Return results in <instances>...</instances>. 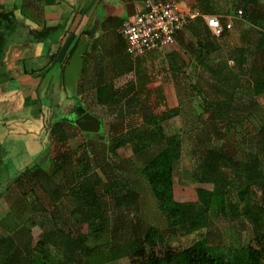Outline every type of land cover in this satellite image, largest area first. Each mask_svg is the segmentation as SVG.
Returning <instances> with one entry per match:
<instances>
[{"label":"trees","instance_id":"trees-1","mask_svg":"<svg viewBox=\"0 0 264 264\" xmlns=\"http://www.w3.org/2000/svg\"><path fill=\"white\" fill-rule=\"evenodd\" d=\"M215 1L197 0L193 6L203 13L217 14ZM235 5L236 13L244 15L251 30L259 34L251 44L220 49L214 40L227 36L228 29L214 36L209 28L203 27L205 22L200 17L188 25L199 43L204 40L207 43L205 54L200 52L196 56L207 76L204 84L194 85L193 89L207 120L202 128L195 129L198 151L192 176L213 187L197 188L198 202L175 199L174 177L180 168L183 139L180 132H169V121L182 115L184 106L160 113L147 106L144 101L150 97L147 85L151 79L143 61L148 53L132 60L123 49V36L115 34L109 51V66H106L109 78L103 75L102 65L101 77L92 82L96 102L108 105L109 115L115 121L111 126L109 152L112 163L121 168L124 160L118 150L127 145L132 148L134 157L140 162V176L164 215L166 226L161 228L145 221L139 190L126 177L112 175L100 180L103 191L112 198L116 211L131 213L132 217L127 229L111 226L110 219L108 225L98 187L92 179L94 167L88 144L79 143L63 153L57 149L54 157L48 160V171L38 163L26 166L11 179L12 185L0 196H7L12 187L28 184L31 189L40 186L54 205L61 206L64 187L73 207L71 214L78 222L88 223V233L77 234L53 222L54 218L61 219L55 207L49 218L52 226L33 247L29 223L33 219L28 212L31 207L35 211L45 208L37 201L28 206L24 190L20 200L11 204L9 213L0 221L4 232L0 236V264H112L130 255H144L149 249L165 243L167 236H191L192 242L184 248H168L160 256L151 254L136 264H264V106L258 100L264 94V0H235ZM16 9L0 7V66L8 46L27 34L25 23L15 14ZM109 21L113 22L114 18L110 17ZM222 21L226 22L223 16ZM57 28L44 26L40 30L31 29L30 33L41 40ZM175 59L171 70H181L185 60L181 59L178 65V57ZM131 71L134 78L122 88L117 87L115 79ZM86 88L90 86L87 84ZM83 91L84 86L78 93L84 94ZM77 110L80 112L78 126L70 124L72 129L55 126L52 137L57 145L75 137L80 129L100 131V124L92 126L93 116L82 105ZM134 116L141 121L125 125ZM100 169L103 174L107 173L103 164ZM234 180L240 190L250 191L249 208L245 212L239 210L238 201L233 198ZM213 219L238 220L239 224L231 223L225 229L230 235L227 243L211 242L209 227ZM246 227L249 228L247 240L244 237ZM45 245L52 246L56 254Z\"/></svg>","mask_w":264,"mask_h":264},{"label":"crops","instance_id":"crops-1","mask_svg":"<svg viewBox=\"0 0 264 264\" xmlns=\"http://www.w3.org/2000/svg\"><path fill=\"white\" fill-rule=\"evenodd\" d=\"M177 1L182 5L193 6L197 0ZM141 5L142 0H0V7L17 8L15 14L25 23L27 32L26 37L15 40L8 46L0 66V159L3 160L4 154L8 151L5 143L9 140L16 145L26 144V147L33 141L30 135L31 121L26 117V111H30L31 116L42 121V134L44 132L48 134L49 140L48 145L37 149L33 153L32 161L20 166L13 177L26 166L35 163L46 165L48 160L54 157L57 149L70 151L68 145L78 137L84 138L81 143L87 142L94 171L97 169L98 174L102 176L100 164L94 166V159L97 158L96 149L100 145L97 142L102 143L107 138L109 143V127L111 128L114 120L109 115L108 105L98 104L95 97V107L104 111L99 113L93 110L94 105L89 107L85 104L83 95L92 93L95 96L92 82L101 77L99 74L102 65L105 69L103 75L109 78V69L106 66H109V51L112 49L115 34H121L122 22L136 14ZM110 17L114 18L113 22L109 21ZM203 21L205 22L203 27L208 30L206 21L204 19ZM44 26L58 28L46 39L41 40L30 33L31 29L40 30ZM185 29L189 31L187 26L176 34L175 44ZM123 40L125 41L124 38ZM81 43H85L87 49L83 54L79 80L75 84H70L65 78V68ZM194 44L192 38L188 45ZM123 49L128 54L126 42ZM141 57L130 56L134 61ZM126 75H131V78L118 85L117 80ZM134 76L132 71L120 75L115 79V84L122 88ZM87 84L90 86L88 90ZM82 85L84 94L78 93ZM79 105L93 116L91 117L93 127L100 124V131H85L79 128L80 131L75 137L57 145L52 137L55 126L61 125L63 128L78 126L76 121L80 118V112L77 110ZM120 134L121 132L116 135ZM105 161L106 159L103 163ZM107 161L109 162V158ZM0 165L4 163L0 162ZM12 178L0 183V187L2 186L0 193L12 185Z\"/></svg>","mask_w":264,"mask_h":264},{"label":"rangeland","instance_id":"rangeland-1","mask_svg":"<svg viewBox=\"0 0 264 264\" xmlns=\"http://www.w3.org/2000/svg\"><path fill=\"white\" fill-rule=\"evenodd\" d=\"M215 3L218 11L217 14L225 17L232 23V29L227 36L215 38L214 42L218 48L226 49L237 45L246 46L253 43V41H256L259 34L251 30V24L244 15L236 13L238 8L235 5V0H216ZM192 38L194 39L195 44L191 50L188 44ZM208 38L211 39L210 34H208ZM206 46L207 43L205 40L202 43H199L198 39H196L190 31L185 29L175 45H171L160 50H154L144 56L143 61V64L148 72L147 74L151 79L150 83L147 85V88L150 91V97L144 101L147 106H149V108L156 113H160L161 111L171 107L180 105L184 106L183 114L174 117L169 121V132L176 130L180 132L183 139L180 168L174 177L173 186L174 197L180 202H198L197 188L204 187L211 189L213 187L211 183H200L192 176V169L196 163L198 151L195 129L202 128L204 126V120H207V114L202 113L200 99L193 89L194 85L204 84V78L207 76L204 69L200 67L196 57L199 56L200 52L205 54ZM176 57L179 59L178 65L181 63V59H184L185 63L183 65L181 64L182 67L184 66L181 70L178 68L177 71H173L170 66L173 62L177 61V59H175ZM231 64L233 63L231 62ZM129 78H131V75H126L118 79L117 84L122 85ZM157 88H160V90L158 91ZM83 98L87 106L92 107L94 105L93 110H96L99 113L104 112L101 108L99 109L95 107L94 94H85L83 95ZM258 100L264 106V94L260 95ZM30 113V111H26L25 115L31 121L30 135L33 137V141L30 142L31 144L27 145L28 148L26 147V144H12L10 140L5 143L6 147L8 146V151L4 154V165H0L1 184L5 179L12 178L20 166H23V164L27 161H32L33 153H35L37 149L40 150L42 146L44 147L48 145V134L45 132L42 134V121L31 116ZM103 116L106 117L105 114ZM139 121H141L140 118L134 116L130 120L126 121V125H129L130 123H137ZM122 130L123 128L120 129L119 132ZM110 133L111 128L109 127V143L107 138H105L106 141L102 143L97 142L100 145L97 146L96 149L97 158L94 159V166L97 167L99 164H103V167L107 169V173L102 174L105 179H107L109 175L126 177L133 185L136 186L142 196V215L144 220L150 224L164 228L166 226V219L156 206L146 182L140 176V162L134 157L132 148L127 145L119 149L120 156L124 160L121 161V168L116 167L112 163L113 158L108 150L110 147ZM83 140L84 138L81 139L79 137L72 140L70 145H68V148H70V150L75 148V146ZM61 151L63 153L67 150L64 149ZM107 158H109V162L107 161ZM104 159H106V161L102 163ZM119 161L120 160H117V162ZM42 168L48 171L50 167L46 164ZM102 176L98 174L96 169L92 174V179L98 187L103 208L108 216V225L110 219L111 226L118 225L120 228L123 227L127 229L128 222L132 217V214L128 212L121 213L114 209L112 198L106 195L103 191V187L100 182V180L102 181ZM0 188H2V186ZM62 188L64 191L62 205L57 206L52 203V199L49 197V194H46L40 186H35L34 189H31L28 184L25 186L18 185L17 187H12V189L8 191L7 196L0 197V221L9 213L11 204L18 199L20 200V194L26 190L25 195L27 194V196L25 201L28 206H30L31 202L37 201L40 203L41 208H45V210L35 211L34 208L31 207L28 212V216L33 219L29 222L32 229L33 247L43 236L45 231L50 229L52 226L51 223L53 222H56L61 227L71 230L74 233L87 234L89 231L88 223L78 222L77 219H75V216L71 214L73 207L65 194L64 187ZM232 190L235 202L238 201L239 210L241 212H245L249 208V189L243 188L240 190L237 186V182L234 180ZM55 207L58 209L57 214H59V218L61 219H59V221L54 218L52 222L49 218H52L51 212L55 211ZM231 223L236 225L239 224L236 219L231 221L229 219H213L209 227L211 242L217 244L227 243L230 235L229 231L225 229L227 226H230ZM245 231L244 237L247 240L249 228L246 227ZM3 234L4 232L0 228V236ZM191 242V236H167L165 243L156 245L154 249H149L144 255H130L126 258L119 259L112 264L140 263L146 260L151 254L160 256L168 248H184L189 246ZM45 246H47L46 249L56 254L52 246Z\"/></svg>","mask_w":264,"mask_h":264},{"label":"built area","instance_id":"built-area-1","mask_svg":"<svg viewBox=\"0 0 264 264\" xmlns=\"http://www.w3.org/2000/svg\"><path fill=\"white\" fill-rule=\"evenodd\" d=\"M197 17L206 21L214 36L232 29V23L227 19L224 23L221 15L203 13L177 0H142L139 11L123 21L120 32L128 54L136 58L174 45L176 34Z\"/></svg>","mask_w":264,"mask_h":264},{"label":"water","instance_id":"water-1","mask_svg":"<svg viewBox=\"0 0 264 264\" xmlns=\"http://www.w3.org/2000/svg\"><path fill=\"white\" fill-rule=\"evenodd\" d=\"M83 41V39H82ZM87 45L79 44L73 53L69 64L65 68V78L68 83L75 84L79 80L81 68L83 65V54L86 52Z\"/></svg>","mask_w":264,"mask_h":264}]
</instances>
